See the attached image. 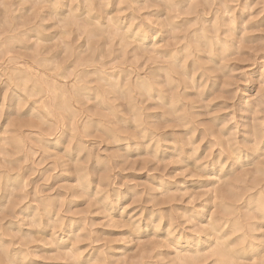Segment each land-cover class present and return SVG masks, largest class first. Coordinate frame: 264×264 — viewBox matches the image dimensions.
<instances>
[{
	"label": "rangeland",
	"instance_id": "obj_1",
	"mask_svg": "<svg viewBox=\"0 0 264 264\" xmlns=\"http://www.w3.org/2000/svg\"><path fill=\"white\" fill-rule=\"evenodd\" d=\"M263 188L264 0H0V264H264Z\"/></svg>",
	"mask_w": 264,
	"mask_h": 264
},
{
	"label": "bare ground",
	"instance_id": "obj_2",
	"mask_svg": "<svg viewBox=\"0 0 264 264\" xmlns=\"http://www.w3.org/2000/svg\"><path fill=\"white\" fill-rule=\"evenodd\" d=\"M215 16H216V15H215ZM215 16H214V17H215ZM212 22H213V21H212ZM199 30H200V29H199ZM218 30H219V29H218ZM211 32H212V31H211ZM202 33H203V32H202ZM138 37H139V36H138ZM212 39H213V38H212ZM219 43H220V42H219ZM56 90H57V89H56ZM67 102H68V101H67ZM39 115H40V114H39ZM14 142H15V141H14ZM262 157H263V156H262ZM259 158H260V157H259ZM263 189H264V188H263ZM262 191H263V190H262ZM262 193H264V192H262ZM259 194H260V193H259ZM261 199H262V198H261ZM257 203H258V202H257ZM262 203H263V205H264V202H263V201H262ZM223 205H224V204H223ZM223 205H222V206H223ZM258 205H259V204H258ZM255 206H256V205H255ZM223 207H224V206H223ZM262 207H263V206H262ZM224 208H225V207H224ZM227 208H228V207H227ZM231 208H232V207H231ZM257 209H258V208H257ZM257 209H256V210H257ZM261 211H262V209H261ZM260 214H261V213H260ZM253 216H254V215H253ZM256 216H257V215H256ZM257 217H259V216H257ZM263 217H264V214H263ZM259 219H260V218H259ZM232 220H233V219H232ZM202 227H203V226H202ZM259 228H260V227H259ZM257 229H258V228H257ZM253 230H254V229H253ZM255 231H256V230H255ZM167 232H168V231H167ZM255 234H256V233H255ZM255 234H253V235L255 236ZM261 237H262V236H261ZM219 238H220V237H219ZM256 238H257V237H256ZM212 239H213V238H212ZM223 239H224V238H223ZM241 239H244V238L241 237ZM250 239H251V238H250ZM254 239H255V237H254ZM170 240H171V239H170ZM195 240H196V239H195ZM228 240H229V239H228ZM171 241H172V240H171ZM207 241H208L207 239H204L203 242L197 241L196 244H195V246H196V245L199 246V245H201V243H205V242H207ZM250 241H251V240H250ZM253 241H254V240H253ZM253 241H252V242H253ZM243 242H244V240H243ZM240 243H241V241H240ZM172 244H174V245H178V246H180L181 248L184 247V248H182L181 250L188 251L189 253H191V250L189 249V247H190L189 244H190V243H188L187 241H184V242L182 243V242H181V239H176V240L173 239ZM226 244H227V243H226ZM229 244H230V243H229ZM231 244H232V243H231ZM231 244H230V245H231ZM202 245H204V244H202ZM178 246H177V247H178ZM251 246H253V248H252ZM225 247H226V245H225ZM239 247H240V246H239ZM239 247L237 248V250L239 249ZM242 247H243V248H242ZM242 247H241L242 249L247 248V246L244 247L243 244H242ZM248 247L252 248V249H251V252H252V255H254V256H255L257 253H259V252H258L259 250L261 251L262 248H263L262 246H256V247H255L254 243H253V245L250 243V244L248 245ZM195 248H196V247H195ZM212 248H213V247H212ZM215 248H216V247H215ZM178 249H179V248H178ZM193 249H194V248H193ZM209 249H210V248H209ZM181 250H180V251H181ZM194 250H195V249H194ZM178 251H179V250H178ZM196 251H197V250H196ZM212 251H213V250H212ZM229 251H230V250H229ZM188 252H187V253H188ZM241 252H242V256L237 255L238 253H240V250H239L238 253H234L233 255H235L236 257L243 258V257L245 256V252H244V250H242ZM231 253H232V251H231ZM247 253H248V252H247ZM260 253H261V252H260ZM219 255H220V264H227L228 262H230V260H228V262L225 263L224 261H222L223 259L226 260L225 257H224L223 259L221 258V257L223 256V254L219 253ZM246 255H247V254H246ZM227 256H228V255H227ZM235 256H233V257H235ZM236 257H235V258H236ZM235 258H234V259H235ZM251 258H252V257H251ZM238 259H239V258H238ZM213 260H214V259H213ZM232 260H233V259H232ZM228 264H235V262H232V261H231V262L228 263Z\"/></svg>",
	"mask_w": 264,
	"mask_h": 264
}]
</instances>
